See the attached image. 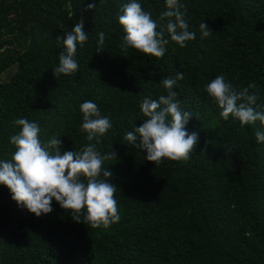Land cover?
<instances>
[{"label": "trees", "instance_id": "1", "mask_svg": "<svg viewBox=\"0 0 264 264\" xmlns=\"http://www.w3.org/2000/svg\"><path fill=\"white\" fill-rule=\"evenodd\" d=\"M129 2L0 0V76L19 65L0 81V160L16 150L10 136L20 118L38 124L43 142L61 139L62 153L96 143L80 131V105L91 100L112 124L96 147L117 153L103 168L112 172L120 216L91 228L53 201L51 214L36 217L0 185V264H264V143L255 136L264 124L223 119L205 91L219 75L237 89L254 83L253 107L264 112V0H180L195 39L181 47L166 33L162 58L122 50L119 16ZM137 2L162 23L166 0ZM81 18L89 38L78 45V71L54 75L64 51L56 39ZM177 72L184 79L173 91L199 140L189 160L157 166L124 137L145 120L143 98L167 95L161 82Z\"/></svg>", "mask_w": 264, "mask_h": 264}, {"label": "clouds", "instance_id": "2", "mask_svg": "<svg viewBox=\"0 0 264 264\" xmlns=\"http://www.w3.org/2000/svg\"><path fill=\"white\" fill-rule=\"evenodd\" d=\"M166 5L168 10L160 14L162 23L159 24L137 0H130L122 7L119 24L126 33L122 38V50L134 48L147 56L162 58L169 43L166 33L181 47L195 39V32L189 31L185 12L181 11L184 5L180 0H166ZM93 8L94 3L88 5L89 11ZM84 25L81 18L71 31L56 39L58 43L62 42L64 51L59 55V66L54 75H72L78 71L77 48L78 45L83 47L89 38ZM199 28L203 38L211 35L212 30L206 22ZM104 41L105 35L101 32L96 53L103 51ZM183 79V72H177L174 78L168 77L161 82L167 95H160L158 99L144 97L140 108L145 120L124 137L137 149L145 150L147 161L157 166L165 158L177 162L189 160L199 140L198 132L187 131L192 113L182 110L177 93L173 91L177 82ZM252 89H256L254 83L237 89L219 75L206 85L205 91L219 106L223 119L231 116L242 126L257 121L264 124V112L253 107L259 97ZM80 111L83 114L80 131L87 134L88 141L95 140L96 143H89L79 152L62 153L61 139L54 136L43 142L37 123L25 118L16 119L14 125L19 126L20 131L10 136V143L16 150L11 160H0V185L6 186L12 199L36 217L51 214L55 201L71 212L75 222L106 229L120 220L115 199L117 187L109 180L112 172L103 168L105 161L117 159V153L113 150L101 154L96 145L112 124L91 100L83 102ZM255 136L257 141L264 143V132L257 131Z\"/></svg>", "mask_w": 264, "mask_h": 264}, {"label": "rangeland", "instance_id": "3", "mask_svg": "<svg viewBox=\"0 0 264 264\" xmlns=\"http://www.w3.org/2000/svg\"><path fill=\"white\" fill-rule=\"evenodd\" d=\"M19 65L18 64H12L6 72H4L1 76H0V81H6L8 79H10L13 75H15L18 71Z\"/></svg>", "mask_w": 264, "mask_h": 264}]
</instances>
